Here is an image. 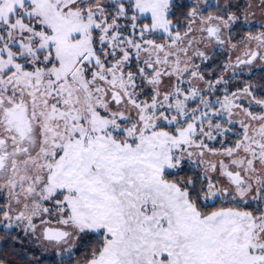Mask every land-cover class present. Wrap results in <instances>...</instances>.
Segmentation results:
<instances>
[{"label":"snow or ice","instance_id":"6c2138e0","mask_svg":"<svg viewBox=\"0 0 264 264\" xmlns=\"http://www.w3.org/2000/svg\"><path fill=\"white\" fill-rule=\"evenodd\" d=\"M0 264H264V0H0Z\"/></svg>","mask_w":264,"mask_h":264}]
</instances>
